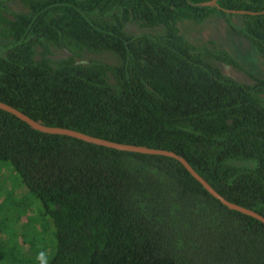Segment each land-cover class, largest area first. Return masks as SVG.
Returning <instances> with one entry per match:
<instances>
[{"label": "trees", "instance_id": "trees-1", "mask_svg": "<svg viewBox=\"0 0 264 264\" xmlns=\"http://www.w3.org/2000/svg\"><path fill=\"white\" fill-rule=\"evenodd\" d=\"M209 1L0 0V101L46 126L174 151L264 216V13L222 10L264 0ZM215 15L261 60L250 83L223 74L242 66L216 42L186 36ZM0 161L23 187L17 198L0 177V264H264V224L173 158L42 133L0 109Z\"/></svg>", "mask_w": 264, "mask_h": 264}, {"label": "rangeland", "instance_id": "rangeland-1", "mask_svg": "<svg viewBox=\"0 0 264 264\" xmlns=\"http://www.w3.org/2000/svg\"><path fill=\"white\" fill-rule=\"evenodd\" d=\"M8 5L11 9L15 11H18L22 8L20 3H17L15 1L10 2V4ZM224 22L225 21L219 15H215L209 20V24L212 27H207L206 30L202 31V28H199V26H193L189 28L185 34L189 39H199L200 37H205L206 39L211 40L213 39L215 41H218L219 44H222L224 47L229 49L228 51L233 56V58L240 63L242 69H233L229 66L222 65V72L238 82L250 83L252 81L253 76L262 75L263 65L257 61V58L255 57L256 53L250 46L249 42H244V40H241L237 36L231 34ZM216 23L218 24L217 26ZM61 56L64 55L61 54ZM0 177L5 178L6 181L10 183L9 187H13L14 195L17 198H20V195L18 194L21 193L18 190V187H20L21 189H23V187L19 186L22 185L19 182L20 179L18 178V175L13 171L9 162L0 161ZM35 211V208L31 206L30 209H27L26 212L29 215H32ZM32 264H34L33 261Z\"/></svg>", "mask_w": 264, "mask_h": 264}, {"label": "water", "instance_id": "water-1", "mask_svg": "<svg viewBox=\"0 0 264 264\" xmlns=\"http://www.w3.org/2000/svg\"><path fill=\"white\" fill-rule=\"evenodd\" d=\"M215 1L216 0H211L208 3H206V4L207 5H215L216 6V2ZM222 10L224 12L230 13V14H255L256 15V14H263L264 13V10H262L260 12H248V11H244V10H225V9H222ZM0 109L5 111V112H8V113L12 114L13 116L18 118L19 120L23 121L31 129H34V130L42 132V133L55 134V135H64V136L76 138L78 140H81V141H84V142H87V143H91V144H94V145H99V146H103V147H107V148H111V149H115V150H119V151H129V152H136V153H142V154L160 155V156L173 158V159L177 160L178 162H180V164L186 169V171L196 181H198L201 184V186L211 196H213L215 199H217L222 205H224L225 207H227L230 210H234V211H237V212H239L241 214L253 217V218L259 220L262 224H264V216H262L261 214L255 212V211H253L251 209L242 207V206H240V205H238L236 203H233V202L225 199L224 197H222L218 192H216L212 188V186L201 175H199L190 166V164L186 161V159L183 156L177 154L174 151L165 150V149H158V148H152V147H147V146H144V145L118 143V142L110 141V140H107V139L91 136V135L85 134L83 132L76 131V130H73V129H69V128H66V127L46 126V125H44V124H42V123L30 118L29 116H27L23 112L17 110L16 108L12 107L11 105L6 104V103L1 102V101H0Z\"/></svg>", "mask_w": 264, "mask_h": 264}, {"label": "flooded vegetation", "instance_id": "flooded-vegetation-1", "mask_svg": "<svg viewBox=\"0 0 264 264\" xmlns=\"http://www.w3.org/2000/svg\"><path fill=\"white\" fill-rule=\"evenodd\" d=\"M12 2V1H11ZM15 2H17V3H19L18 1H15ZM8 4H10V2L8 3ZM233 15H236V14H233ZM211 18H209V19H207V22L205 23V26H204V28H202V31L203 30H206L207 29V27L208 28H210V27H212L210 24H209V20H210ZM231 21L233 22V23H239L238 22V19L236 18V17H231ZM225 24H226V22H224ZM218 24L216 23V26H217ZM226 26H227V29L231 32V34H233V35H235V36H237L239 39H241V40H244V42L246 41L244 38H242V37H240L239 35H237L235 32H232L231 30H230V28L228 27V25L226 24ZM200 27V26H199ZM126 28H128V29H130V30H133V31H135V32H137L138 30L136 29V27H134V26H130V25H127V27ZM203 33V32H202ZM201 39H205V38H203V37H200ZM212 41H214V42H216L218 45H220L222 48H224L228 53H230L228 50L229 49H227L226 47H224L222 44H219V42L218 41H215V40H213L212 39ZM247 42V41H246ZM65 53V54H64ZM61 54L62 55H67L68 53H67V51H65V50H61V51H59L57 54H56V56H55V58H60V57H64V56H61ZM231 55V54H230ZM256 55V54H255ZM232 56V55H231ZM233 57V56H232ZM256 58H257V61L258 62H260V63H262L261 62V60L258 58V56L256 55L255 56ZM77 62H84V60H77ZM222 65H225V64H221L220 65V67L222 66ZM226 66H229V65H226Z\"/></svg>", "mask_w": 264, "mask_h": 264}]
</instances>
